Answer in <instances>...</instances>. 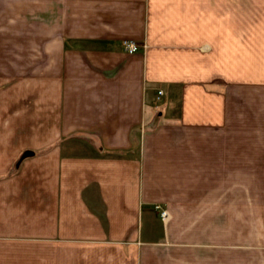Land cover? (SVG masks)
I'll use <instances>...</instances> for the list:
<instances>
[{"label":"crops","instance_id":"crops-1","mask_svg":"<svg viewBox=\"0 0 264 264\" xmlns=\"http://www.w3.org/2000/svg\"><path fill=\"white\" fill-rule=\"evenodd\" d=\"M0 264H264V0H0Z\"/></svg>","mask_w":264,"mask_h":264},{"label":"built area","instance_id":"built-area-1","mask_svg":"<svg viewBox=\"0 0 264 264\" xmlns=\"http://www.w3.org/2000/svg\"><path fill=\"white\" fill-rule=\"evenodd\" d=\"M122 46L123 49L128 53V54H133L138 52L141 48L146 47L144 44L140 45L134 40H123L122 41ZM159 94L162 93L161 91L158 92ZM156 209L160 210V217L162 220H166L168 218V212L166 209H161L159 206H156Z\"/></svg>","mask_w":264,"mask_h":264},{"label":"rangeland","instance_id":"rangeland-1","mask_svg":"<svg viewBox=\"0 0 264 264\" xmlns=\"http://www.w3.org/2000/svg\"><path fill=\"white\" fill-rule=\"evenodd\" d=\"M168 212V211H167ZM169 216V215H168ZM230 237V233L225 231V239Z\"/></svg>","mask_w":264,"mask_h":264}]
</instances>
